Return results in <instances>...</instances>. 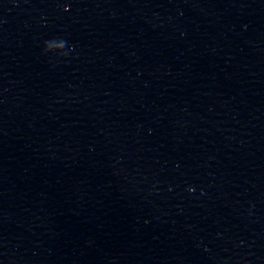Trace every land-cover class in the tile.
<instances>
[{
  "label": "clouds",
  "instance_id": "9594fccd",
  "mask_svg": "<svg viewBox=\"0 0 264 264\" xmlns=\"http://www.w3.org/2000/svg\"><path fill=\"white\" fill-rule=\"evenodd\" d=\"M67 10V8H65ZM66 42L62 39L60 40H49L45 41V52H54L58 54V56H66L67 53L64 51Z\"/></svg>",
  "mask_w": 264,
  "mask_h": 264
}]
</instances>
